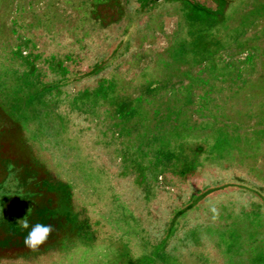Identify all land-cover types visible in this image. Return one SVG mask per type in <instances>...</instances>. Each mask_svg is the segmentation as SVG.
I'll return each instance as SVG.
<instances>
[{
    "label": "rangeland",
    "instance_id": "374dc122",
    "mask_svg": "<svg viewBox=\"0 0 264 264\" xmlns=\"http://www.w3.org/2000/svg\"><path fill=\"white\" fill-rule=\"evenodd\" d=\"M0 264H264V0H0Z\"/></svg>",
    "mask_w": 264,
    "mask_h": 264
},
{
    "label": "clouds",
    "instance_id": "9594fccd",
    "mask_svg": "<svg viewBox=\"0 0 264 264\" xmlns=\"http://www.w3.org/2000/svg\"><path fill=\"white\" fill-rule=\"evenodd\" d=\"M16 223L21 230H27L30 228L27 216L18 218ZM53 231L54 228L51 224L45 225L36 223L31 226V230L28 231L23 243L26 247L36 250L48 240V237Z\"/></svg>",
    "mask_w": 264,
    "mask_h": 264
}]
</instances>
